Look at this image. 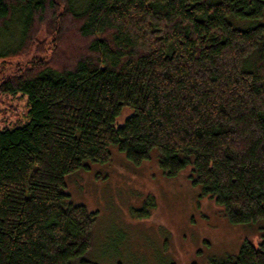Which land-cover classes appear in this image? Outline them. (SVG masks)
<instances>
[{
    "label": "trees",
    "instance_id": "1",
    "mask_svg": "<svg viewBox=\"0 0 264 264\" xmlns=\"http://www.w3.org/2000/svg\"><path fill=\"white\" fill-rule=\"evenodd\" d=\"M263 16L264 0H0V60L27 58L0 94L28 102L0 128V264L80 260L97 213L65 177L112 146L135 165L156 149L167 177L190 166L231 224L264 220ZM212 264H264V231Z\"/></svg>",
    "mask_w": 264,
    "mask_h": 264
},
{
    "label": "rangeland",
    "instance_id": "2",
    "mask_svg": "<svg viewBox=\"0 0 264 264\" xmlns=\"http://www.w3.org/2000/svg\"><path fill=\"white\" fill-rule=\"evenodd\" d=\"M37 40L53 44L43 29ZM0 42L5 44L2 36ZM26 59L0 60V71L12 73ZM27 111L25 95L0 94V128L25 122ZM131 113L132 108L124 106L114 125H122ZM86 164L65 177L70 200L97 213L90 249L74 264H212L236 254L245 240L257 244L264 231V220L231 224L223 209L201 197L200 187L191 183L190 166L174 177L165 176L156 149L140 165L115 146L108 162ZM149 196L155 201L150 216L133 217L131 209L140 208Z\"/></svg>",
    "mask_w": 264,
    "mask_h": 264
}]
</instances>
